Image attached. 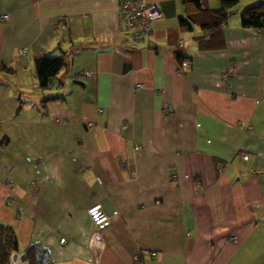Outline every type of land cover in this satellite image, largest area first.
<instances>
[{"label":"crops","instance_id":"obj_1","mask_svg":"<svg viewBox=\"0 0 264 264\" xmlns=\"http://www.w3.org/2000/svg\"><path fill=\"white\" fill-rule=\"evenodd\" d=\"M147 2L163 13L151 44L119 29L117 0H0L13 264L31 245L37 264H264V28L241 24L259 0L226 21L222 0ZM63 52L68 68L41 89L36 60Z\"/></svg>","mask_w":264,"mask_h":264},{"label":"trees","instance_id":"obj_2","mask_svg":"<svg viewBox=\"0 0 264 264\" xmlns=\"http://www.w3.org/2000/svg\"><path fill=\"white\" fill-rule=\"evenodd\" d=\"M239 0H222L219 9L215 10L223 21L232 14ZM241 24L244 28L263 30L264 28V0L248 7L241 14ZM68 52H63L58 57L37 59L36 74L41 89L47 90L52 86L53 80L69 66ZM54 100V99H50ZM20 253L19 240L16 230L9 225L0 223V264H13V255ZM28 264H37L36 246L31 245L24 250Z\"/></svg>","mask_w":264,"mask_h":264},{"label":"built area","instance_id":"obj_3","mask_svg":"<svg viewBox=\"0 0 264 264\" xmlns=\"http://www.w3.org/2000/svg\"><path fill=\"white\" fill-rule=\"evenodd\" d=\"M117 18L119 29L127 31L132 35L135 42H148L152 43L151 35L153 33V23L163 17V13L156 3H149L147 0H117ZM2 20H8V16H2ZM26 49H20L17 52V57L25 55ZM190 67L188 61H184L181 64V70L187 71ZM235 72V67L231 66L225 73V77ZM86 76L90 75V72L84 73ZM139 84L137 88H142ZM173 110L171 104H166L164 112L169 113ZM247 155H243V159L246 160ZM220 173L222 168L219 169ZM174 178H176L174 176ZM90 218L98 230H104L111 226V218L103 211L101 205H96L89 210ZM236 241V239H233ZM61 243H65V238L61 240ZM151 258H156L157 253L151 252ZM133 264H144V258L142 254H137L134 258Z\"/></svg>","mask_w":264,"mask_h":264}]
</instances>
